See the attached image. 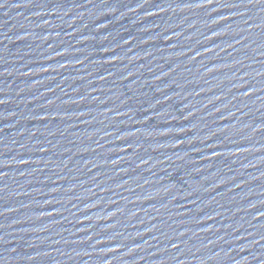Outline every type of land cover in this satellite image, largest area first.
<instances>
[{
  "label": "water",
  "instance_id": "95a60500",
  "mask_svg": "<svg viewBox=\"0 0 264 264\" xmlns=\"http://www.w3.org/2000/svg\"><path fill=\"white\" fill-rule=\"evenodd\" d=\"M0 264H264V0H2Z\"/></svg>",
  "mask_w": 264,
  "mask_h": 264
},
{
  "label": "snow or ice",
  "instance_id": "6c2138e0",
  "mask_svg": "<svg viewBox=\"0 0 264 264\" xmlns=\"http://www.w3.org/2000/svg\"><path fill=\"white\" fill-rule=\"evenodd\" d=\"M0 2H2V0H0Z\"/></svg>",
  "mask_w": 264,
  "mask_h": 264
}]
</instances>
